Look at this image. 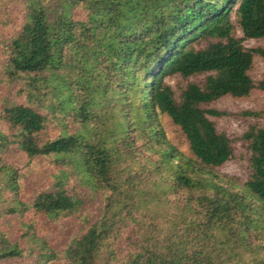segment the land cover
<instances>
[{
    "label": "trees",
    "instance_id": "obj_1",
    "mask_svg": "<svg viewBox=\"0 0 264 264\" xmlns=\"http://www.w3.org/2000/svg\"><path fill=\"white\" fill-rule=\"evenodd\" d=\"M13 4L21 24L0 37V264H264V129L245 135L253 173L236 190L208 175L234 150L209 118L223 113L201 107L254 89L248 72L264 47L243 42L264 38V0H0L1 26ZM198 74L204 85L178 102L167 79ZM161 114L194 159L166 142ZM54 121L63 128L51 137ZM19 154L71 172L29 197ZM69 173L103 205L58 247L34 222L82 208Z\"/></svg>",
    "mask_w": 264,
    "mask_h": 264
},
{
    "label": "rangeland",
    "instance_id": "obj_2",
    "mask_svg": "<svg viewBox=\"0 0 264 264\" xmlns=\"http://www.w3.org/2000/svg\"><path fill=\"white\" fill-rule=\"evenodd\" d=\"M3 9L0 8V14ZM8 18L4 16V20L8 21L7 26L0 25V37L9 38L16 32L22 20V7L19 5H9ZM237 36L243 37L239 28H237ZM247 49H255L264 47V38L262 39H247L243 42ZM254 82V89L247 96L235 97L225 95L209 104H203L201 107L205 110H217L223 113L220 116L209 115L219 133L226 134L233 142V156L220 167L209 170L208 175L217 176L227 183L231 179L235 183L236 190L243 189L246 183L251 179L252 169L250 158L252 151L250 148L251 142L245 138L252 128L264 129V90L260 88V83L264 82V59L259 55H254L253 64L248 72ZM206 74H198L183 78L181 76H173L167 79V83L172 87L175 98L179 102L180 95L186 86L190 83H195L203 86L206 80ZM6 93L5 87L0 88V97ZM12 98L17 102H22L25 99L22 96L12 95ZM159 123L164 132L165 140L169 145L174 147L176 151L186 159H194L189 148V143L182 130L175 125L172 120L166 115L159 116ZM59 121H54L47 128V135L55 137L60 133L63 126L58 125ZM16 161V167L20 169L21 177L20 184L27 191V196L31 197L34 191L51 188L59 177L64 175L60 163L54 157H41L29 160L25 155H18L11 159ZM68 176V175H67ZM63 180V179H61ZM65 187L68 188L77 197H83L84 205L71 216L60 215L51 221H44L37 218L34 222L36 233L53 243L55 246L61 247L71 241L78 233L82 222L89 217L97 218L100 215L103 205L101 195L90 193L88 189L80 185V179L76 175L69 173V177L64 176ZM100 196V197H99ZM81 218H78L81 213ZM126 232L117 239L114 245L120 252H124ZM12 264H28V262H20L13 260ZM63 264V263H62Z\"/></svg>",
    "mask_w": 264,
    "mask_h": 264
}]
</instances>
